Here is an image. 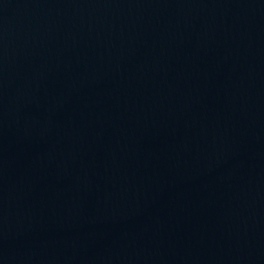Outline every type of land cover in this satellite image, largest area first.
<instances>
[{
  "label": "water",
  "instance_id": "1",
  "mask_svg": "<svg viewBox=\"0 0 264 264\" xmlns=\"http://www.w3.org/2000/svg\"><path fill=\"white\" fill-rule=\"evenodd\" d=\"M0 264H264V0H0Z\"/></svg>",
  "mask_w": 264,
  "mask_h": 264
}]
</instances>
